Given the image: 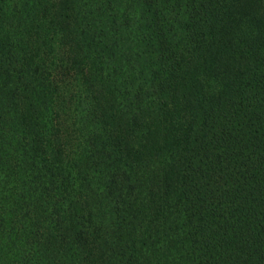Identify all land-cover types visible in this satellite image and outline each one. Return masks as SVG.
I'll return each mask as SVG.
<instances>
[{
  "label": "trees",
  "instance_id": "16d2710c",
  "mask_svg": "<svg viewBox=\"0 0 264 264\" xmlns=\"http://www.w3.org/2000/svg\"><path fill=\"white\" fill-rule=\"evenodd\" d=\"M8 1L0 264H264V0ZM60 70L92 87L75 139Z\"/></svg>",
  "mask_w": 264,
  "mask_h": 264
},
{
  "label": "rangeland",
  "instance_id": "374dc122",
  "mask_svg": "<svg viewBox=\"0 0 264 264\" xmlns=\"http://www.w3.org/2000/svg\"><path fill=\"white\" fill-rule=\"evenodd\" d=\"M21 1L22 0H9L8 3L12 9L14 4H18ZM78 1V6L91 8L94 15H98L99 20V18L101 17L100 12H97L96 10L98 6H100L99 3L96 2L98 0ZM103 1L105 4H107V0ZM132 2L133 0H114L112 2V6H115V10L118 11V14L120 16H122V14L129 13L132 17H135L137 16L139 8H131V6L133 5ZM41 14L42 13L39 11V15ZM56 31L58 30L56 29ZM42 36L44 43L39 44V55L42 59L45 60L46 64L48 65L49 71L55 74L57 71V67L59 66L58 62L63 54L60 46V32L58 31L55 35L53 31L45 30ZM62 76L63 73L62 70H60V74L57 75L58 81L63 78ZM63 79L64 80H62V82H59V86H57L56 92L53 95V104L51 105L50 111L47 113V117H57V115H55V112H57L58 117H60V120L68 128V131H71L75 134L76 132H78V128L75 127L74 124H76L80 119L79 117H85L84 115L87 109L86 100L92 87L90 86L89 82L85 81L83 78H76L74 80V76H67ZM76 137L77 136L75 134L73 139H75Z\"/></svg>",
  "mask_w": 264,
  "mask_h": 264
}]
</instances>
